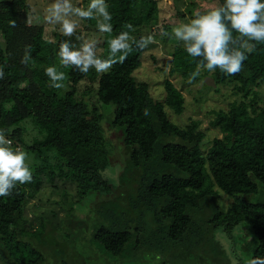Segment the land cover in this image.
<instances>
[{
  "label": "trees",
  "instance_id": "obj_1",
  "mask_svg": "<svg viewBox=\"0 0 264 264\" xmlns=\"http://www.w3.org/2000/svg\"><path fill=\"white\" fill-rule=\"evenodd\" d=\"M107 2L111 36L126 31L128 23L137 39L157 26V0ZM206 2L189 0V12ZM29 8L28 0H0V65H6L0 128L14 146L40 161L31 163V183L0 197V264L48 259L47 264H90L99 252L107 264H175L194 254L206 264H249L264 257V43L236 75L219 69L199 75L214 78L216 88L210 90L232 85L236 96L227 109L214 110L210 125L223 136L206 149L200 120L181 126L169 116L168 109L185 110L181 89L166 79V96L158 100L147 81L134 77L146 49L134 48L105 74L60 69L66 87H49L44 70L59 66V43L68 38L60 31L50 38L43 25H28ZM13 20L16 27L9 24ZM86 24L96 27L95 20ZM108 38L104 34L105 55ZM26 46L32 57L27 66L21 63ZM170 55L171 73L189 78L199 58L181 44ZM25 121L42 135L28 140ZM108 131L117 153L110 151ZM57 181L75 187L65 188L59 203L66 219L60 222L55 211L57 220L37 215L34 228L26 208L45 184L56 188ZM219 190L233 200L226 211L220 209ZM224 235L231 238L236 259L225 248Z\"/></svg>",
  "mask_w": 264,
  "mask_h": 264
},
{
  "label": "clouds",
  "instance_id": "obj_2",
  "mask_svg": "<svg viewBox=\"0 0 264 264\" xmlns=\"http://www.w3.org/2000/svg\"><path fill=\"white\" fill-rule=\"evenodd\" d=\"M109 9L107 0H88L87 6L82 0L75 3L73 0H52L44 10L42 21L38 15H28V25L33 22L56 25L68 38L59 43V66L51 65L44 70L49 78V87H66V73L60 69L73 68L85 75L94 69L98 74H105L117 63L122 64L134 48L143 51L158 43L154 34L141 35L137 39L134 35L136 29L131 23L125 26L126 31L111 36L113 16ZM92 20L96 21L99 33L109 35L106 55L100 50L101 41L95 36H86L81 30L84 21ZM9 24L16 27L15 20ZM163 35L174 37L190 57L199 58L189 83L205 70L215 72L219 69L225 75H236L242 71L248 56L257 50V45L264 43V0H223L204 11L194 10L188 22L177 24L171 33ZM31 59V48L26 46L21 63L27 66ZM5 67L0 65V80L5 78ZM32 180L29 153L14 146L6 137V130L0 128V197L11 196L17 185L31 183ZM232 264L238 262L233 260ZM249 264H264V257L255 256Z\"/></svg>",
  "mask_w": 264,
  "mask_h": 264
},
{
  "label": "rangeland",
  "instance_id": "obj_3",
  "mask_svg": "<svg viewBox=\"0 0 264 264\" xmlns=\"http://www.w3.org/2000/svg\"><path fill=\"white\" fill-rule=\"evenodd\" d=\"M29 1V12L33 15H38L40 20H43V13L44 10L48 7V5L52 2V0H28ZM160 15L158 22L156 23L157 26L150 32L147 31L145 34H154L155 39L158 41L157 44L149 45L146 51L143 53L142 56V64L140 68H138L135 73L134 77L137 81H147L150 84V90L154 98L158 100H164L166 96L165 91V80L170 79L174 82V84L181 89L185 96V110L182 114H176L168 109L170 118L178 123L181 126H185L188 123H191L193 119L200 120L202 122V128L206 133V138L204 141V146L206 149L208 146L211 145L212 140L215 137H222L223 134L219 132L218 129L213 128L210 125V121L214 116V110L228 108L229 103L232 102L236 96L234 95L232 85H225L221 87L220 91H215L214 89L210 90V86L206 84V77L199 76L197 79L192 83H189V78L183 77L181 73H171V52L173 51L175 45L181 44V42L177 41L174 37L170 38L169 36L163 35V33L168 32L171 33V30L174 26L179 23H186L188 22L193 14L189 12V0H157ZM207 0V4H209ZM73 2H77V0H73ZM82 3L86 6L88 0H82ZM204 5V8H200L198 10L202 11L206 8L210 7V5ZM33 9L35 12L33 13ZM179 11L186 12L185 16L177 15ZM33 24H40L45 27V32L48 37H52L53 32H58L59 26L56 25H49L45 23H36ZM166 25L170 28L166 29ZM83 33L88 36H95L98 40L101 41L100 50L103 51L102 42L104 38V34L99 33L95 26L90 24H86V21L82 23ZM104 52V51H103ZM204 71L201 72L203 74ZM212 87V86H211ZM216 88V87H212ZM264 86H262V89ZM261 89V88H260ZM28 124V125H27ZM27 125V139H36L37 136L40 134V129H36V126L32 121H25L23 126ZM39 132V134H38ZM109 132V145L110 151L113 153H117V142L116 139L113 137L111 131ZM42 137V136H40ZM39 138V137H38ZM31 158V163H39L40 161L35 159L33 154H29ZM65 188H69L71 192H74L75 187L68 182H60L57 181L56 188L53 185L45 184L42 188L39 195L34 198L26 208L27 214L29 218L35 222V226L39 224V217L37 215L46 217L50 220H57L55 218V212L58 216L59 221L63 223L66 219V212L65 210L60 207L59 203L65 200L63 195V190ZM220 191V190H219ZM220 209L226 211L232 204L233 200L225 193L220 191ZM55 211V212H54ZM84 217V215H81ZM36 217V219H35ZM38 219V220H37ZM61 223V224H62ZM33 224V223H32ZM247 234V232L245 233ZM225 236V237H224ZM221 237L225 248L231 254L232 259H236L234 255V245L231 241V238L224 235ZM244 239V238H242ZM97 249V248H95ZM99 258L94 259L93 262L90 264H107L105 260V256L99 252ZM154 262L150 261L149 259H144V263ZM49 263V259L47 260ZM46 263V264H47ZM175 264H206L204 259H199L197 254L187 255L182 260L175 259ZM208 263V262H207ZM89 264V263H87ZM157 264V262H156ZM211 264V263H208Z\"/></svg>",
  "mask_w": 264,
  "mask_h": 264
},
{
  "label": "water",
  "instance_id": "obj_4",
  "mask_svg": "<svg viewBox=\"0 0 264 264\" xmlns=\"http://www.w3.org/2000/svg\"><path fill=\"white\" fill-rule=\"evenodd\" d=\"M170 61H172V59H170ZM206 84H208L209 86H212V87L216 86L215 80L211 76L206 77Z\"/></svg>",
  "mask_w": 264,
  "mask_h": 264
}]
</instances>
